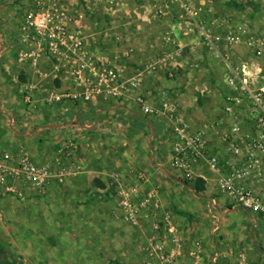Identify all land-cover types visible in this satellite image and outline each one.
<instances>
[{
  "label": "crops",
  "instance_id": "crops-1",
  "mask_svg": "<svg viewBox=\"0 0 264 264\" xmlns=\"http://www.w3.org/2000/svg\"><path fill=\"white\" fill-rule=\"evenodd\" d=\"M52 2L72 19L68 29L83 39L87 52L113 66L119 83L136 81L135 89L115 85L118 97L90 101L65 96L75 87L64 54L52 55L25 25L29 9ZM242 69L250 86L264 83V0H0V111L9 114L3 94L36 97L28 110L18 108L17 123L7 126L1 115L0 125L22 140L20 150L36 162L62 159L69 182L60 189L67 196L74 195L70 189L83 190L80 200H60L68 207L61 217L51 199L56 184L22 204L45 211L54 228L76 214L88 224L85 232L67 227L49 235L56 254L66 255L63 264H145L150 228L116 219L112 207L115 175L135 183L139 172L145 189L160 190L184 254L200 246L202 264H235L240 255L248 264H264V217L219 197L216 175L205 163L197 172L203 189L193 191L192 183H184L170 159L175 121L164 106L178 100L175 115L195 125L218 118L226 97L235 94L227 77ZM141 96L153 112L144 111ZM212 142L218 150V139ZM212 212L219 215L218 231ZM215 252L225 255L216 263Z\"/></svg>",
  "mask_w": 264,
  "mask_h": 264
},
{
  "label": "built area",
  "instance_id": "built-area-1",
  "mask_svg": "<svg viewBox=\"0 0 264 264\" xmlns=\"http://www.w3.org/2000/svg\"><path fill=\"white\" fill-rule=\"evenodd\" d=\"M68 17L64 8L55 2L39 4L25 14V25L36 37H40L52 55L64 54L75 89L66 97L90 101L95 97H118V86L136 88V81L119 83L117 70L90 55L84 48L83 39L68 29ZM23 57V55H22ZM24 58V57H23ZM243 69L233 70L227 77V85L235 94L227 96L218 118L195 125L190 119L176 114L179 101L168 99L164 106L174 119L172 125L175 142L170 159L179 171L184 183L194 184L199 179L198 169L205 163L216 177L218 189L231 202L251 214L264 217V83L257 87L248 84ZM119 83V84H118ZM118 85V86H115ZM56 100L61 96L54 95ZM139 97L146 113L153 109ZM29 100V96H27ZM218 139V150L213 140ZM222 144V146H221ZM225 149V155L221 153ZM56 159V167L36 162L24 150L15 157H0V202L15 199L23 202L32 195L45 194L51 185L63 186L68 172ZM61 166V167H60ZM134 177L133 172L128 173ZM143 173H137L135 183L127 177L115 175L113 215L133 227L151 230L145 264H202L204 250L195 246L184 254V243L173 215L166 210L158 187L145 189ZM214 209V206H211ZM212 209V210H213ZM214 229L219 230L218 214L212 212ZM224 253L215 252L216 263ZM187 260V262H182ZM235 264H248L240 255Z\"/></svg>",
  "mask_w": 264,
  "mask_h": 264
},
{
  "label": "rangeland",
  "instance_id": "rangeland-1",
  "mask_svg": "<svg viewBox=\"0 0 264 264\" xmlns=\"http://www.w3.org/2000/svg\"><path fill=\"white\" fill-rule=\"evenodd\" d=\"M23 57V60H26V57L28 58L26 51L23 53ZM13 67L15 68L16 74L18 75L19 73L17 72V66L13 64ZM17 79L20 81L19 78ZM3 96L4 102L8 103L7 113L9 114H5L0 111V116L4 115L6 118L4 121L7 122V126L12 124V120H15L17 123L20 120V117H22L18 115L19 107L23 106L28 110V105H32L30 102L34 101L36 98L34 95H30L25 92L7 95L3 94ZM27 96H29V100H25ZM1 97L2 94H0V99ZM1 126L2 125H0V157L4 156V154H18L21 149L22 140H19V138L16 136L11 138L8 132L5 130V126ZM46 161H48L46 163L50 164L53 168L56 167V159H53L52 161ZM61 166L64 167L63 161ZM74 184V187L76 188L77 182ZM60 188L61 187L59 185H54L51 195L52 201L55 202V205L53 206L54 210H58L59 216L61 213H65V210L68 209L67 206L66 208L62 206L60 202L61 199L67 200V198L69 199L71 197H76L80 200L82 199L81 197H83V190L77 188L70 189L71 191H74V195L67 196V190H61ZM217 190L219 197L222 196L227 201H231L227 195L223 194L219 189ZM32 196L36 197V195ZM32 196L29 198H32ZM22 204L23 202L15 199L0 202V264H63L65 262V258H62V256L66 257V255L56 254L57 252L54 250V241L52 242L50 240L49 235L56 234L58 233L57 231H63L67 227L69 229L76 230L78 233L85 232L88 230L86 228L88 224H84L82 216H78L76 214L72 221L71 218H65L60 219L59 222H55L56 227L54 228L51 223L48 222L49 217L45 211L39 209V211L34 212V209L31 207L24 208ZM113 206L114 205L112 204V207ZM107 208L109 210L108 206ZM80 212L83 211L80 209ZM65 215L66 214H64V216ZM39 219H41V221ZM33 233H35L36 236H33ZM81 243L82 242L80 241L77 243V245L79 246ZM59 246L64 247V244L60 243ZM19 249L22 251L26 250L27 253L21 254L16 252Z\"/></svg>",
  "mask_w": 264,
  "mask_h": 264
},
{
  "label": "trees",
  "instance_id": "trees-1",
  "mask_svg": "<svg viewBox=\"0 0 264 264\" xmlns=\"http://www.w3.org/2000/svg\"><path fill=\"white\" fill-rule=\"evenodd\" d=\"M196 190H201L204 188V185L202 184V182L200 181V179H197L196 183L194 184Z\"/></svg>",
  "mask_w": 264,
  "mask_h": 264
}]
</instances>
